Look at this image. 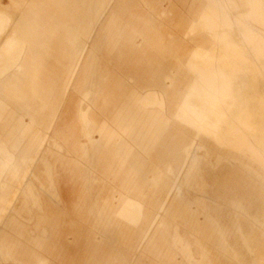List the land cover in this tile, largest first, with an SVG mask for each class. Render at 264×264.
Wrapping results in <instances>:
<instances>
[{"label": "crops", "instance_id": "obj_1", "mask_svg": "<svg viewBox=\"0 0 264 264\" xmlns=\"http://www.w3.org/2000/svg\"><path fill=\"white\" fill-rule=\"evenodd\" d=\"M205 5L0 4V264H264L257 169L178 117Z\"/></svg>", "mask_w": 264, "mask_h": 264}, {"label": "rangeland", "instance_id": "obj_2", "mask_svg": "<svg viewBox=\"0 0 264 264\" xmlns=\"http://www.w3.org/2000/svg\"><path fill=\"white\" fill-rule=\"evenodd\" d=\"M235 1V2H234ZM239 1V2H238ZM254 1V2H253ZM260 1V2H259ZM243 2V3H242ZM252 2V3H251ZM231 3H233V4H231ZM237 3H238V5H240V6H238L237 5ZM240 3V4H239ZM250 3V4H249ZM0 4H9V0H0ZM241 4H242V6H241ZM243 4H244V6H243ZM222 5V6H221ZM226 5V6H225ZM252 7H251V6ZM210 6H211V8H210ZM235 6V7H234ZM249 6V7H248ZM238 7V8H237ZM242 7H245V9H241ZM255 7V8H254ZM262 7V8H261ZM226 8H227V10H226ZM232 8V9H231ZM256 9H257V11H256ZM232 10V11H231ZM246 10V11H245ZM228 11V12H227ZM236 11V12H235ZM247 11H248V13H247ZM243 12H245V13H243ZM256 12V13H255ZM225 13V14H224ZM233 13V14H232ZM251 13V14H250ZM204 14L206 15V16H204ZM209 15V16H208ZM210 15H212V16H218V22H215V23H218V24H215L216 25V27H215V29L218 31V32H220L222 35H227V39H229L231 42H234L235 44H237V45H242L243 46V53H245V55H244V57H243V59H241V61H235L234 59H233V62L232 61H230V60H232V59H228V60H226V63H225V61H224V59H222V61L220 62L219 61V65L221 66L222 65V69H223V67L225 66V68L223 69V70H225L226 68H227V71L229 70L230 71V69H231V67H233L234 66V64H236L237 62V65H236V70L238 71V72H240V73H242V76L240 75V73H238L236 70H234V72H237V73H234L233 71H231L232 72V78L235 80L236 78L238 79V82L240 81L239 79H241L239 76H237L238 74L241 76V77H243L244 78V76L246 77V78H242L243 80H241L239 83H235V84H237L238 86H239V88L240 87H242L241 88V90L234 84V88H235V86H236V91H237V93H236V91H235V93L236 94H238L239 92H241V91H243V93H245L244 94V96H245V99L248 97V103H250V106H249V109L251 110V111H249V113H248V108H240V112H235V109L234 108H236V105H235V102H234V99L236 100L237 99V97H235V98H233V93H230V97H227V98H225V101L224 102H217L216 101V99L214 98V97H212L211 96V94H210V92L206 89V82L208 81V78H206L207 77V73H206V70H207V66H208V64H206V62H204V61H201V58H200V56H198L197 57V60L194 62V63H192V62H189V69L193 72V73H195V75H196V77H199L198 79H200V80H198V81H195L194 82V85L196 86V88L194 89V90H190L189 92H188V94H187V100H188V102H189V99L191 98V97H193V96H197V97H199L198 99L200 100V105H202L201 107H200V109H197L199 112H201V114L206 118V120H207V122L209 123V124H213L214 126H215V124H217L218 125V127H217V129L219 130V128L222 130V125H223V122H224V120H226V118H231L232 116V118L230 119V120H232V121H230V120H228L227 119V121H229V122H231V123H229L228 122V126L226 125V129H223L221 132H222V135L223 136H225L226 138H224L223 136H222V143H217L216 141H214V137L212 136V135H210V134H206V135H208L211 139H212V141L213 142H215L217 145H221L220 147L221 148H223V149H225V150H227L228 152H230V153H233V154H237V156L238 157H247L248 159H250L251 161H252V165L254 166V168H256L257 169V171H258V176H259V178H260V182L262 183V185H264V171L262 170V168H259L260 166H262V165H264V154L262 153V150L261 149H263L262 147L264 146V137L262 138V136H264V62H262V60L264 61V41L262 40V39H258V41H255V37H252V35H251V32H250V29H252V30H254V32L257 34V35H260V36H263L264 37V0H243V1H241V0H206V5H205V8H204V10H203V12H202V14H201V16H200V18H199V20H198V24H197V26H193V28H192V32H195V31H197V30H202V31H204L207 35H211V34H208V32L206 31V28H205V24H207V22L209 23L210 22V20L212 19H214L213 17H211ZM222 16H223V18H222ZM229 16V17H228ZM229 18H231V19H229ZM249 18V19H248ZM262 19V20H261ZM211 20V21H212ZM205 21V22H204ZM207 21V22H206ZM9 22H10V20L7 18V17H5L2 13H0V34L2 35V32L6 29V27L9 25ZM201 22V23H200ZM214 22V21H213ZM231 23V24H230ZM224 25V26H223ZM227 25H228V27H227ZM219 26V27H218ZM199 27H201V28H199ZM230 27V28H229ZM247 27V28H246ZM4 28V29H3ZM199 28V29H198ZM204 28V29H203ZM220 28V29H219ZM226 30H225V29ZM3 29V30H2ZM222 29H224V30H222ZM238 29H240L239 31H238ZM245 31H244V30ZM228 30V31H227ZM233 30H235V32L233 31ZM223 31V32H222ZM228 32V33H227ZM233 32L234 33H236V34H233ZM233 35V36H231V34ZM236 35V36H235ZM230 36H231V38H230ZM239 36V37H238ZM246 38H245V37ZM237 37V38H236ZM210 38H211V42H212V47H213V51H214V53H218L219 51H220V49H222V42H216V40H214L213 39V37H211L210 36ZM235 39V40H234ZM236 39H237V41H236ZM238 39H240V40H238ZM244 39V40H243ZM252 40H254V41H252ZM10 41H12V39L10 38L9 39V42ZM226 41V40H225ZM224 41V42H225ZM240 41V42H239ZM238 42V43H237ZM248 42V43H247ZM219 43V44H218ZM246 44H247V46H246ZM249 46H250V48H249ZM256 47H257V49H256ZM235 48V47H234ZM245 48V49H244ZM235 51V50H234ZM221 52V51H220ZM253 53L254 54H256L257 55V62H256V64L254 63V61H253V59H252V57H253ZM261 55V56H260ZM247 56V57H246ZM249 57V58H248ZM245 58V59H244ZM261 58H262V60H261ZM249 60V61H248ZM200 62H202L201 64H200ZM223 62V63H222ZM229 62V63H228ZM230 62H232V64H230ZM236 62V63H235ZM249 62H250V64L251 65H249ZM263 64H262V63ZM225 63V64H224ZM246 63V64H245ZM248 63V64H247ZM259 63H261V64H259ZM193 64H195V65H193ZM226 64H230V65H228V66H226ZM242 64V65H241ZM233 65V66H232ZM246 65H249V69L248 68H246L247 66ZM252 65H253V67H252ZM201 66V67H200ZM252 68H251V67ZM229 67V68H228ZM245 68V69H244ZM234 69V68H233ZM252 69H254V70H256V74H255V72L253 73V71L254 70H252ZM198 70H201L200 71V75L198 74V73H196ZM242 70V71H241ZM252 70V73L250 72ZM196 71V72H195ZM251 73V74H249L248 76H247V74L248 73ZM234 73V74H233ZM247 73V74H246ZM262 73V74H261ZM253 74V75H252ZM255 74V75H254ZM203 75V76H202ZM244 75V76H243ZM233 76H235L236 78H234ZM252 76H254L256 79H254V77H252ZM239 77V78H238ZM249 77V78H248ZM262 77V78H261ZM205 78V79H204ZM231 78V80H232V84H233V79ZM236 79V80H237ZM248 79V80H247ZM204 80V81H203ZM207 80V81H206ZM235 80V81H236ZM261 81V83L260 82H258L257 84H255L257 81ZM249 81V82H248ZM243 82V83H242ZM247 84H246V83ZM254 82V83H253ZM242 83V84H241ZM197 84H199V85H197ZM203 84L204 85V88H203V85L201 86V85ZM254 84H255V86H254ZM256 85H259L258 86V90L256 89ZM261 85V86H260ZM200 87L199 89H197V87ZM253 86V87H252ZM263 87V88H262ZM238 88V89H237ZM201 89V90H200ZM243 89V90H242ZM249 89V90H248ZM253 89V90H252ZM256 89V90H255ZM205 90V91H204ZM252 90V91H251ZM192 91V92H191ZM197 91V92H196ZM198 91H199V93H198ZM201 91V92H200ZM246 91V92H245ZM250 91H251V93H250ZM195 92V93H194ZM204 92V93H203ZM234 92V91H233ZM257 92H258V94H257ZM263 92V93H262ZM208 93V94H207ZM234 93V94H235ZM251 94V95H253V94H255V96L253 95L252 97H251V95H248V94ZM253 93V94H252ZM261 93L263 94V95H261ZM195 94H197V95H195ZM207 94V95H206ZM228 94V93H227ZM188 95H190V96H188ZM202 95H203V97H202ZM258 97H257V96ZM247 96V97H246ZM190 97V98H189ZM254 97V98H253ZM201 98H206V99H208V100H206L205 99V101H201L202 99ZM230 98V99H229ZM258 98V99H257ZM233 99V100H232ZM251 99V100H250ZM253 99V100H252ZM228 100V101H227ZM229 100H230V102H229ZM212 101V102H211ZM251 101V102H250ZM252 101H253V103H252ZM258 101V102H257ZM202 102V103H201ZM229 102V103H228ZM211 103V104H210ZM204 104V105H203ZM214 104V105H213ZM220 104V105H219ZM231 104H234V105H231ZM257 104H259V105H257ZM189 105L191 106V103L189 102ZM207 105V106H206ZM225 107V108H227L226 110H224L225 111V113H224V111L221 109V107ZM233 106V107H232ZM256 106V107H255ZM191 107H193V106H191ZM211 107V108H210ZM224 107H223V109H224ZM258 107H259V110H258ZM194 108V107H193ZM232 108V109H231ZM230 109H231V113H230ZM213 110V111H212ZM217 110H218V112H217ZM206 111V112H205ZM212 111V112H211ZM216 111V112H215ZM220 111V112H219ZM227 111H229V112H227ZM210 112V113H209ZM226 112H227V114H226ZM253 112H256V113H254L253 114ZM258 112V113H257ZM190 113H191V109H189L188 108V112H187V114H189L190 115ZM209 115H208V114ZM238 113H239V115H238ZM243 113V114H242ZM206 114V115H205ZM226 114V115H225ZM230 114V115H229ZM217 115V116H216ZM218 115H220V116H218ZM230 117H229V116ZM239 116V117H236V116ZM240 115H242V116H240ZM248 115V116H247ZM253 115V116H252ZM179 116V115H178ZM210 116H211V118L212 117H217V118H219V121H221V122H215L213 119H211L210 118ZM224 116V117H223ZM226 116V117H225ZM228 116V117H227ZM244 116H245V118H244ZM208 117L210 118V119H208ZM236 118V122H235V118ZM234 118V119H233ZM250 118V119H249ZM254 118V119H253ZM258 118V119H257ZM238 119V120H237ZM251 119H252V121H251ZM210 120H212V121H210ZM233 120H234V123H236V125H234V123H233ZM241 120V121H240ZM243 120V121H242ZM261 120V121H260ZM200 120H199V117L197 118V117H195V120L193 121V123H190V122H188L192 127H197L196 129L199 131H201L202 133H205V132H203L201 129H199L200 128V122H199ZM211 123H210V122ZM246 121V122H245ZM257 123H259V124H257ZM222 124V125H221ZM250 124H253V125H250ZM255 124V125H254ZM235 127H234V126ZM259 125H262V126H260V127H257V126H259ZM230 126H232V127H230ZM237 126V127H236ZM228 128V129H227ZM230 128V129H229ZM258 128V129H257ZM238 129V130H237ZM229 130V131H228ZM234 130V131H233ZM243 130H245V132L243 131ZM225 131H227V132H229V133H227V132H225ZM239 131V132H238ZM246 131H248V132H246ZM253 131V132H252ZM250 132H252V135H253V133H254V136H255V134H256V136L255 137H257V138H260V140L262 141V143L260 142V148H258L261 152H258V153H256V154H253V153H251L246 147H244L243 145H241V136H242V134L244 133L245 134V136H246V138L248 139L250 136H249V134H250ZM223 133H225V135L223 134ZM249 133V134H248ZM231 134H235V136H237V138H238V142H237V145L240 147H233L230 143L228 144V142H230V138H231ZM230 135V136H229ZM240 135V136H239ZM262 135V136H261ZM224 139H226V140H224ZM229 153V154H230ZM65 192L66 193H68L69 192V190H70V188L68 187V185H65ZM264 197H262V199H263Z\"/></svg>", "mask_w": 264, "mask_h": 264}, {"label": "bare ground", "instance_id": "obj_3", "mask_svg": "<svg viewBox=\"0 0 264 264\" xmlns=\"http://www.w3.org/2000/svg\"><path fill=\"white\" fill-rule=\"evenodd\" d=\"M241 1H243V0H241ZM235 2V1H234ZM239 2V1H238ZM254 2V1H253ZM260 2V1H259ZM243 3V2H242ZM252 3V2H251ZM231 4H233V3H231ZM240 4V3H239ZM250 4V3H249ZM237 5H238V3H237ZM222 6V5H221ZM226 6V5H225ZM238 6H240V5H238ZM241 6H242V4H241ZM243 6H244V4H243ZM251 6V5H250ZM235 7V6H234ZM249 7V6H248ZM252 7V6H251ZM210 8H211V6H210ZM238 8V7H237ZM255 8V7H254ZM262 8V7H261ZM232 9V8H231ZM241 9H245V7H242ZM226 10H227V8H226ZM232 11V10H231ZM246 11V10H245ZM256 11H257V9H256ZM228 12V11H227ZM236 12V11H235ZM243 13H245V12H243ZM247 13H248V11H247ZM256 13V12H255ZM225 14V13H224ZM233 14V13H232ZM251 14V13H250ZM207 15V14H206ZM205 14H204V16H206ZM209 16V15H208ZM211 17H213L214 19L211 21L210 20V22L208 23L207 21V24H205V28H206V31L208 32V34H211L210 36L211 37H213V39L214 40H216V42H222V49H220V51L217 53H213V52H209V51H204L203 52V54L201 55V53H200V58H201V61H204V62H206V64H208V66H207V70H206V73H207V77L206 78H208V81L206 82V89L210 92V94H211V96L212 97H216L215 99H216V101L217 102H224L225 101V98H227V97H230V93H233V98H235V97H237V99L235 100L234 99V102H235V105H236V108H234L235 109V112H240L239 110H240V108H248V113H249V111H251L250 109H249V106H250V103H248L247 101L249 100L248 99V97L245 99V96H244V94L245 93H243V91H241V92H239L238 94H236L237 93V91H236V86L239 88V86L237 85V84H235V83H239L241 80H243L244 78H246L244 75V78L243 77H241L242 76V73H240V72H238L237 70H236V65H237V63L236 64H234V66L233 67H231V69H230V71L228 70L227 71V68L225 69V70H223L224 68H225V66L223 67V69H222V65L220 66L219 65V61L221 62L222 61V59H224V61H225V63H226V60H228V59H232V60H230V61H232L233 62V59L235 60V61H241V59H243V57H244V55H245V53H243V46L242 45H237V44H235L234 42H231L229 39H227V35L225 36V35H222L220 32H218L216 29H215V27H216V25L215 24H218V23H215V22H218L217 20V18H218V16H212V15H210ZM229 17V16H228ZM222 18H223V16H222ZM229 19H231V18H229ZM249 19V18H248ZM262 20V19H261ZM214 21V22H213ZM205 22V21H204ZM201 23V22H200ZM231 24V23H230ZM224 26V25H223ZM198 27V26H197ZM219 27V26H218ZM227 27H228V25H227ZM1 28V27H0ZM15 28V27H14ZM199 28H201V27H199ZM198 28V29H199ZM230 28V27H229ZM247 28V27H246ZM4 29V28H3ZM2 29V30H3ZM204 29V28H203ZM220 29V28H219ZM225 29V28H224ZM224 29H222V30H224ZM227 29V28H226ZM225 29V30H226ZM240 29H238V31H239ZM244 30V29H243ZM228 31V30H227ZM234 32H235V30H233ZM241 31V30H240ZM245 31V30H244ZM4 32V31H3ZM2 32V33H3ZM202 32H204V31H202ZM223 32V31H222ZM233 32V34H236V33H234ZM250 32H251V35H252V37H255V41H258V39H262L263 41H264V37L263 36H260V35H257L255 32H254V30H252V29H250ZM228 33V32H227ZM231 34V33H230ZM1 35V34H0ZM12 35V34H11ZM229 36V35H228ZM231 36H233L232 34H231ZM231 36H230V38H231ZM236 36V35H235ZM16 37V36H15ZM239 37V36H238ZM245 37V36H244ZM237 38V37H236ZM246 38V37H245ZM76 39V38H75ZM226 40V41H225ZM235 40V39H234ZM238 40H240V39H238ZM244 40V39H243ZM225 41V42H224ZM236 41H237V39H236ZM252 41H254V40H252ZM18 42V41H17ZM240 42V41H239ZM16 43V42H15ZM23 43H25V42H23ZM238 43V42H237ZM248 43V42H247ZM22 44V43H21ZM219 44V43H218ZM9 46V45H8ZM17 46H18V44H17ZM19 46H21V45H19ZM23 46H25L24 44H23ZM27 46V45H26ZM25 46V47H26ZM75 46V44L73 45V47ZM246 46H247V44H246ZM24 47V48H25ZM235 47V48H234ZM15 48V47H14ZM249 48H250V46H249ZM22 49V48H21ZM245 49V48H244ZM256 49H257V47H256ZM85 50V49H84ZM210 50V49H209ZM235 50V51H234ZM22 51V53H23V50H21ZM7 53V52H6ZM14 53H16V52H13L12 53V55L14 54ZM21 53V52H20ZM3 54H5V53H3ZM12 55H10L9 56V59H10V57L12 56ZM19 55V54H18ZM17 54H16V56L18 57V59H20V57L18 56ZM195 55V54H194ZM14 56V55H13ZM261 56V55H260ZM191 57V56H190ZM189 57V58H190ZM247 57V56H246ZM264 57V56H263ZM11 58H13V57H11ZM16 58V57H15ZM14 58V59H15ZM249 58V57H248ZM3 59V58H2ZM17 59V58H16ZM245 59V58H244ZM252 59H253V61H254V63L256 64V60H257V55L256 54H254L253 53V57H252ZM1 60V59H0ZM261 60H262V58H261ZM11 61H12V59H11ZM10 61V62H11ZM190 60H188L187 62H189ZM249 61V60H248ZM3 62V61H2ZM8 62V61H7ZM13 62V61H12ZM19 62V61H18ZM18 62H17V64H18ZM232 62H230V64H232ZM262 62H264L263 60H262ZM261 62V63H262ZM16 63V62H15ZM192 63H193V61H192ZM202 62H200V64H201ZM223 63V62H222ZM224 63V64H225ZM229 63V62H228ZM261 63H259V64H261ZM9 64V63H8ZM7 64V65H8ZM189 64V63H188ZM230 64H226V66H228V65H230ZM246 64V63H245ZM248 64V63H247ZM263 64V63H262ZM10 65V64H9ZM193 65H195V64H193ZM242 65V64H241ZM249 65H251L250 64V62H249ZM249 65H246L247 67L246 68H248L249 67ZM11 66V65H10ZM12 66H13V64H12ZM15 67V65L13 66V68ZM17 67V66H16ZM201 67V66H200ZM251 67V66H250ZM252 67H253V65H252ZM251 67V68H252ZM12 68V69H13ZM187 68V67H186ZM229 68V67H228ZM234 68V69H233ZM4 69H8V71L7 72H9V68H4ZM11 69V70H12ZM18 69H19V67H18ZM191 69V68H190ZM245 69V68H244ZM249 69V68H248ZM10 70V74H12V71H17L16 69H14V70H12L11 71ZM234 70H236L238 73H240V75L238 74L237 76H239L241 79H239L240 81L238 82V79L235 77V76H233L234 78H236L235 80L232 78V72L231 71H233L234 72ZM252 70H254V69H252ZM252 70L250 71L251 73H252ZM189 71V70H188ZM200 71L201 70H198L196 73H200ZM242 71V70H241ZM1 72V71H0ZM17 72H20V71H17ZM202 72V71H201ZM237 72H234V73H237ZM246 73L247 74V76L249 75V74H251V73ZM255 72V74H256V70H254L253 71V73ZM4 73V70H3V72H1L0 73V75L1 74H3ZM5 73H6V70H5ZM4 73V74H5ZM14 73V72H13ZM233 73V74H234ZM8 74V73H7ZM16 74V73H15ZM19 74H21V72L19 73ZM74 74V73H73ZM254 74V75H255ZM262 74V73H261ZM194 75H195V73H194ZM200 75V74H199ZM253 75V74H252ZM11 76V75H10ZM13 76V75H12ZM15 76V75H14ZM203 76V75H202ZM250 76V75H249ZM2 77H4V75H1L0 76V81L2 80ZM238 77V78H239ZM252 77H254V76H252ZM8 78H10V77H8ZM7 78V79H8ZM18 79H19V77H17ZM196 78V81H198V80H200V79H198L199 77H195ZM194 78V79H195ZM231 78L233 79V84H232V80H231ZM243 78V79H242ZM249 78V77H248ZM257 78V77H256ZM255 77H254V79H256ZM262 78V77H261ZM5 79V78H4ZM3 79V80H4ZM205 79V78H204ZM258 79V78H257ZM3 80L1 81V82H3ZM248 80V79H247ZM6 81V80H5ZM193 81L195 82V80H192V83H193ZM204 81V80H203ZM249 82V81H248ZM258 82H260L261 83V81H257L255 84H257ZM264 82V81H263ZM243 83V82H242ZM241 83V84H242ZM246 83V82H245ZM254 83V82H253ZM234 84L236 85L235 86V88H234ZM247 84V83H246ZM255 84H254V86H255ZM259 84V83H258ZM262 84V83H261ZM192 86H190L189 87V90H188V92L190 91V90H194L195 88H196V84L194 85V83L193 84H191ZM197 85H199V84H197ZM201 85V84H200ZM203 85V84H202ZM201 85V86H202ZM258 86L259 85H256V89L258 90L259 88H258ZM261 86V85H260ZM253 87V86H252ZM200 87L198 86L197 87V89H199ZM203 88H204V85H203ZM237 88V89H238ZM241 88L242 87H240L239 89L241 90ZM263 88V87H262ZM255 89V90H256ZM201 90V89H200ZM243 90V89H242ZM249 90V89H248ZM253 90V89H252ZM251 90V91H252ZM205 91V90H204ZM234 91V92H233ZM235 91H236V93H235ZM251 91H250V93H251ZM92 92V91H91ZM187 92V91H186ZM192 92V91H191ZM197 92V91H196ZM201 92V91H200ZM246 92V91H245ZM264 92V91H263ZM262 92V93H263ZM195 93V92H194ZM198 93H199V91H198ZM204 93V92H203ZM228 93V94H227ZM235 93V94H234ZM248 94V95H251V94ZM261 93V95H263ZM208 94V93H207ZM206 94V95H207ZM253 94V93H252ZM257 94H258V92H257ZM186 95V94H185ZM195 95H197V94H195ZM254 96H255V94H253ZM253 95H251V97L253 96ZM188 96H190V95H188ZM257 96V95H256ZM159 97H161L160 96V94H159ZM186 98L182 101V106L180 107V108H182V109H180V112H179V116L178 117H180V118H184V119H186V121L187 122H190V123H193V121L195 120V117H199V122H200V128L199 129H201L203 132H205L204 134H210V135H212L213 137H214V141H216L217 143H222V130H223V128H222V130L219 128V130L217 129V127H218V123L217 124H215V126L213 125V124H209L208 122H207V120H206V118L201 114V112H199L196 108H193V107H191L190 105H189V102H188V100H187V95L185 96ZM202 97H203V95H202ZM258 97V96H257ZM83 98V97H82ZM149 98V97H148ZM156 98H157V96H156ZM190 98V97H189ZM199 98V97H198ZM254 98V97H253ZM202 100L201 101H205V99L204 98H201ZM230 99V98H229ZM248 99V100H247ZM258 99V98H257ZM148 100V99H147ZM206 100H208V99H206ZM233 100V99H232ZM247 100V101H246ZM251 100V99H250ZM253 100V99H252ZM199 101V100H198ZM209 101V100H208ZM228 101V100H227ZM212 102V101H211ZM229 102H230V100H229ZM228 102V103H229ZM251 102V101H250ZM258 102V101H257ZM193 103V102H192ZM198 103V102H197ZM200 103V102H199ZM202 103V102H201ZM231 103V102H230ZM252 103H253V101H252ZM211 104V103H210ZM254 104V103H253ZM192 105V104H191ZM204 105V104H203ZM214 105V104H213ZM220 105V104H219ZM231 105H234V104H231ZM257 105H259V104H257ZM81 106V105H80ZM196 106V105H195ZM200 106V105H199ZM202 106V105H201ZM207 106V105H206ZM90 107V106H89ZM88 107V108H89ZM224 107V106H223ZM223 107H221V109L224 111V110H226L227 108H225L224 107V109H223ZM233 107V106H232ZM256 107V106H255ZM82 108H83V106H82ZM188 108L189 109H191V113H190V115L189 114H187V112H188ZM211 108V107H210ZM19 109H22V108H19ZM18 109V110H19ZM232 109V108H231ZM231 109H230V113H231ZM23 110H25V111H27V108H25V109H23ZM228 110V109H227ZM258 110H259V107H258ZM178 111V110H177ZM213 111V110H212ZM211 111V112H212ZM28 113H30L29 111H27ZM80 112V111H79ZM206 112V111H205ZM216 112V111H215ZM217 112H218V110H217ZM220 112V111H219ZM227 112H229V111H227ZM227 112H226V114H227ZM84 113V112H83ZM210 113V112H209ZM224 113H225V111H224ZM254 113H256V112H253V114ZM258 113V112H257ZM208 114V113H207ZM225 114V115H226ZM243 114V113H242ZM31 115V114H30ZM206 115V114H205ZM209 115V114H208ZM230 115V114H229ZM228 115V116H229ZM238 115H239V113H238ZM236 116V117H239V116ZM255 115V114H254ZM217 116V115H216ZM218 116H220V115H218ZM227 116V117H228ZM240 116H242V115H240ZM248 116V115H247ZM253 116V115H252ZM211 117V116H210ZM224 117V116H223ZM226 117V116H225ZM230 117V116H229ZM233 117V116H232ZM243 117V116H242ZM235 118V117H234ZM233 118V119H234ZM244 118H245V116H244ZM184 119H183V121H184ZM208 119H210L209 117H208ZM211 119H213L215 122H218L219 121V118H217V117H212ZM231 118H229L228 120H230ZM250 119V118H249ZM254 119V118H253ZM258 119V118H257ZM238 120V119H237ZM210 121H212V120H210ZM209 121V122H210ZM222 121V120H221ZM221 121H219V122H221ZM225 121V120H224ZM230 121H232V120H230ZM241 121V120H240ZM243 121V120H242ZM251 121H252V119H251ZM261 121V120H260ZM235 122H236V118H235ZM246 122V121H245ZM211 123V122H210ZM222 123V122H221ZM229 123H231V122H229ZM233 123H234V120H233ZM257 124H259V123H257ZM190 125V124H189ZM222 125V124H221ZM229 124H227V126H228ZM234 125H236V123H234ZM233 125V126H234ZM250 125H253V124H250ZM255 125V124H254ZM223 126V125H222ZM260 126H262V125H259V126H257V127H260ZM229 127V126H228ZM230 127H232V126H230ZM235 127V126H234ZM237 127V126H236ZM195 128H197V127H195ZM264 128V127H263ZM198 129V128H197ZM228 129V128H227ZM230 129V128H229ZM258 129V128H257ZM83 130V129H82ZM238 130V129H237ZM200 131V130H199ZM229 131V130H228ZM234 131V130H233ZM244 132H245V130H243ZM225 132H227V131H225ZM239 132V131H238ZM246 132H248V131H246ZM253 132V131H252ZM252 132H250V134H249V138L247 139L246 138V136H245V134L243 133L242 134V136H241V145H243L244 147H246L251 153H253V154H256V153H258V152H261L258 148H260L261 146H260V142L262 143V141L260 140V138H257V137H255L256 136V134H255V136H254V133H253V135H252ZM227 133H229V132H227ZM224 135H225V133H223ZM226 136V135H225ZM225 136H223L224 138H226ZM230 136V135H229ZM240 136V135H239ZM262 136V135H261ZM49 137V136H48ZM47 137V138H48ZM264 136H262V138H263ZM47 138H46V140H45V142L47 141ZM228 138V137H227ZM226 138V139H227ZM261 138V139H262ZM226 139H224V140H226ZM229 139V138H228ZM227 139V140H228ZM48 140H50V139H48ZM240 140V139H239ZM238 140V138H237V136H235V134H231V138H230V142H228V144L230 143L233 147H237L238 145H237V142L239 141ZM52 142H53V140H52ZM48 142H46V144H47ZM49 143H50V141H49ZM48 143V144H49ZM54 143V142H53ZM47 144V145H48ZM49 146V145H48ZM61 145H59V147H60ZM221 146V145H220ZM50 147V146H49ZM51 147H52V143H51ZM239 147V146H238ZM55 148V147H54ZM61 148H63V147H61ZM61 148H59L60 149V151L62 150ZM240 148V147H239ZM263 149H261L262 150V153L264 154V146L262 147ZM46 149H47V147H46ZM63 152V151H62ZM65 153V152H64ZM230 153V152H229ZM41 154V153H40ZM264 163V162H263ZM259 168H262V170L264 171V165H262V166H260ZM130 205V204H129ZM128 205V206H129ZM133 213V212H132ZM126 216H127V214H126ZM6 217V216H5ZM123 217V216H122ZM127 218V217H126ZM134 219V218H133ZM2 225V224H1ZM0 225V226H1ZM1 249V248H0ZM1 252V251H0ZM7 252V251H6ZM2 253V252H1ZM1 255V254H0ZM10 257V256H9ZM2 262V261H1ZM44 264V263H43Z\"/></svg>", "mask_w": 264, "mask_h": 264}]
</instances>
